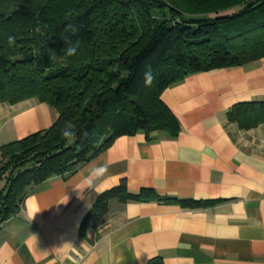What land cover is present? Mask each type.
I'll list each match as a JSON object with an SVG mask.
<instances>
[{
    "label": "trees",
    "instance_id": "trees-1",
    "mask_svg": "<svg viewBox=\"0 0 264 264\" xmlns=\"http://www.w3.org/2000/svg\"><path fill=\"white\" fill-rule=\"evenodd\" d=\"M69 23L76 34L65 32ZM69 44L77 46L73 56L66 55ZM260 60L264 0H0V104L36 99L57 114L48 130L0 148V224L50 180L69 177L122 136L176 138L178 122L161 100L168 88ZM148 69L155 77L150 87L143 82ZM69 121L71 143L61 133ZM226 122L243 132L264 125V102L234 105ZM112 202L183 210L220 203L149 189L134 194L122 181L98 196L86 219L103 221Z\"/></svg>",
    "mask_w": 264,
    "mask_h": 264
},
{
    "label": "crops",
    "instance_id": "crops-1",
    "mask_svg": "<svg viewBox=\"0 0 264 264\" xmlns=\"http://www.w3.org/2000/svg\"><path fill=\"white\" fill-rule=\"evenodd\" d=\"M161 100L178 136H122L69 177L50 180L0 224V264H264V125L243 132L226 122L234 105L264 102V60L189 76ZM56 120L36 99L0 104V148ZM100 165L107 172L78 198L73 188ZM122 181L134 194L220 203L183 210L112 202L103 221L86 219L98 196Z\"/></svg>",
    "mask_w": 264,
    "mask_h": 264
},
{
    "label": "clouds",
    "instance_id": "clouds-1",
    "mask_svg": "<svg viewBox=\"0 0 264 264\" xmlns=\"http://www.w3.org/2000/svg\"><path fill=\"white\" fill-rule=\"evenodd\" d=\"M77 26L69 23L67 27L65 28V32H71L72 34H76L78 32ZM67 43V41H66ZM8 44L10 46L15 44V37L9 36L8 37ZM66 55L73 56L77 52V46L73 44H69V46L65 49ZM154 74L151 71V69H148L143 74V82L146 87H150L154 82ZM75 125L69 121L66 122L65 125L61 128V133L63 138L68 141L69 143L74 142L76 138V132H75ZM107 172V165H100L91 168L90 170V179L86 180L82 185H77L73 189L77 190V196L78 198H81L84 195V192L86 189H91L93 187V180L101 178L105 173ZM68 202V197L66 196L63 203Z\"/></svg>",
    "mask_w": 264,
    "mask_h": 264
},
{
    "label": "rangeland",
    "instance_id": "rangeland-1",
    "mask_svg": "<svg viewBox=\"0 0 264 264\" xmlns=\"http://www.w3.org/2000/svg\"><path fill=\"white\" fill-rule=\"evenodd\" d=\"M232 12H229L228 14H231Z\"/></svg>",
    "mask_w": 264,
    "mask_h": 264
}]
</instances>
